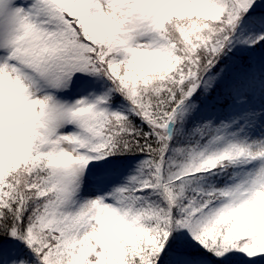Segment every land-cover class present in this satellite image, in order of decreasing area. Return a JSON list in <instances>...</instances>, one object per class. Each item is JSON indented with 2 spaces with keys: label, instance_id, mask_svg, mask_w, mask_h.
Returning a JSON list of instances; mask_svg holds the SVG:
<instances>
[{
  "label": "snow or ice",
  "instance_id": "1",
  "mask_svg": "<svg viewBox=\"0 0 264 264\" xmlns=\"http://www.w3.org/2000/svg\"><path fill=\"white\" fill-rule=\"evenodd\" d=\"M0 264H264V0H0Z\"/></svg>",
  "mask_w": 264,
  "mask_h": 264
}]
</instances>
